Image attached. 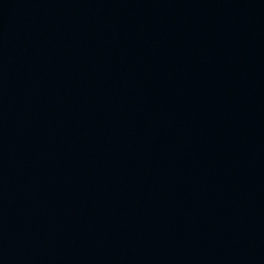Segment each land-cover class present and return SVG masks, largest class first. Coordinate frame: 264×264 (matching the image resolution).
<instances>
[{
    "label": "water",
    "instance_id": "water-1",
    "mask_svg": "<svg viewBox=\"0 0 264 264\" xmlns=\"http://www.w3.org/2000/svg\"><path fill=\"white\" fill-rule=\"evenodd\" d=\"M0 264H264V0H0Z\"/></svg>",
    "mask_w": 264,
    "mask_h": 264
}]
</instances>
